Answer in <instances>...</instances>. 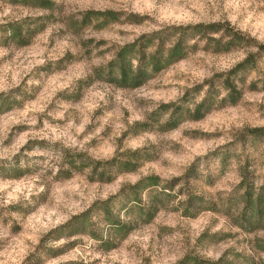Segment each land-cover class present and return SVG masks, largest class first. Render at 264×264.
<instances>
[{
	"label": "rangeland",
	"instance_id": "obj_1",
	"mask_svg": "<svg viewBox=\"0 0 264 264\" xmlns=\"http://www.w3.org/2000/svg\"><path fill=\"white\" fill-rule=\"evenodd\" d=\"M46 1L0 0V264H264V228L233 219L243 176L264 182V0ZM87 11L116 15L98 26ZM209 23L219 42L189 38L184 57L138 86L95 75L142 34ZM70 154L91 163L67 171ZM127 159L132 170L114 163ZM189 168L172 187L181 195L148 187L141 210L126 195L143 176L164 184ZM188 191L202 206L191 215ZM104 212L129 224L123 236Z\"/></svg>",
	"mask_w": 264,
	"mask_h": 264
},
{
	"label": "trees",
	"instance_id": "obj_2",
	"mask_svg": "<svg viewBox=\"0 0 264 264\" xmlns=\"http://www.w3.org/2000/svg\"><path fill=\"white\" fill-rule=\"evenodd\" d=\"M14 3H20L23 5H30L32 7H41L48 8L50 3L46 0H10ZM116 15V12L113 11H87L85 12L84 18L94 17L100 20L97 21V25L101 26L104 23L112 20ZM90 21V20H84ZM85 22V23H86ZM3 30L7 32L9 36L14 38H19V29L16 24H5L3 25ZM218 24L209 23V24H194V25H185V26H170L164 29L152 31L149 34H142L133 41L123 44L118 47L114 56L107 62L103 67H99L96 70L95 75H104L111 82L115 83L118 86L122 87H135L143 83L147 78L152 74L159 71L165 65L172 63L178 59H181L186 55L192 44H187V40L191 37L197 36L207 37L206 39L219 42L218 38H211V35L219 31ZM173 36V40L166 43V38ZM152 45V50H147V48ZM223 49H228L230 41L223 42ZM134 61V63H133ZM244 62L240 63L242 65ZM231 90V88H230ZM204 100L200 101L195 105L194 109L191 112L192 118H199L201 116L200 108L203 106ZM168 104H161V108H166ZM176 120L168 119L169 127L176 125ZM260 128L248 129V132L251 134L259 133ZM68 154V153H67ZM66 158L67 161V171H77L81 170L83 167L91 163L87 159L85 161L81 158L79 154H75ZM80 157V158H79ZM113 162V160H111ZM108 163V161H106ZM117 168L120 170H132L134 163L130 159L117 161L115 160ZM95 169V167L93 166ZM189 168L184 174L171 178L168 181H164V184H160V179L156 175H146L137 179L134 183L127 185L126 195L130 193L132 202L137 203V207L142 206L140 204V199L138 193L143 191L148 187H158L161 194L164 197L169 195H181V191L178 189L173 191L172 187L176 182L185 183L189 176ZM68 173V172H67ZM69 174H67L68 176ZM192 175V174H190ZM242 191L240 192L238 198L241 203V208L237 212L233 219L236 225L246 231H251L258 228H264V182L259 184L256 188L251 182L247 181L245 175L243 176L242 182L240 184ZM186 198L182 201H186L184 206V211L186 215H191L195 210H199V207H202L201 204L196 203L195 201L199 197L193 192H186ZM157 206H154L152 203V210H146L145 213L139 214L140 217L143 215V221H148L152 216V213L157 210ZM144 210H142L143 212ZM84 219L85 214H81ZM104 217L107 219V223L112 230L119 233L123 236L129 227V224H124L119 220L111 218L107 213L104 212ZM218 260L208 261L202 260L196 256H184L176 264H218Z\"/></svg>",
	"mask_w": 264,
	"mask_h": 264
}]
</instances>
